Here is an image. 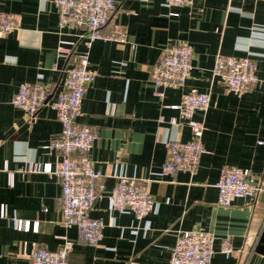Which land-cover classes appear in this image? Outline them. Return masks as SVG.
I'll list each match as a JSON object with an SVG mask.
<instances>
[{
	"label": "crops",
	"instance_id": "0c3cea01",
	"mask_svg": "<svg viewBox=\"0 0 264 264\" xmlns=\"http://www.w3.org/2000/svg\"><path fill=\"white\" fill-rule=\"evenodd\" d=\"M114 2L102 33L108 34L117 23L126 31V43L92 42L89 61L94 78L76 118L77 124L97 135L88 154L101 173L88 216L103 223L102 238L88 245L78 239L74 227L61 223L58 179L18 172L28 161H55L56 153L43 148L60 131L54 111L46 103L28 119L10 103L20 83L44 85L49 100L53 98L62 69L83 50L80 30L58 29L53 0H0V11L10 13L17 23L0 37V204L6 212L0 218V264H29L32 245L48 250L64 247L67 264H167L181 230L212 233L215 252L210 264H239L243 251L263 232L264 190L220 206L214 184L219 169L227 166L246 169L252 184L264 181V0H191L175 8L166 7L163 0ZM59 40L70 54L57 53ZM180 43L192 49L190 75L183 85L165 88L163 97L157 98L152 67ZM217 53L250 58L256 82L240 95L229 92L211 75ZM192 90L210 97L206 112L194 114L204 125L205 153L194 173L159 176L165 141L190 138L186 123L169 121L177 116L172 106ZM4 165L14 173L12 186L1 170ZM115 172L145 181L149 195L158 202L157 212L146 217L147 229L129 213H109L106 195L115 183ZM19 220L27 221L29 229L18 230ZM223 237L230 239L233 249L228 256L217 252ZM261 245L263 253L254 249L248 264H264Z\"/></svg>",
	"mask_w": 264,
	"mask_h": 264
},
{
	"label": "built area",
	"instance_id": "2783aa9c",
	"mask_svg": "<svg viewBox=\"0 0 264 264\" xmlns=\"http://www.w3.org/2000/svg\"><path fill=\"white\" fill-rule=\"evenodd\" d=\"M191 0H163L166 7H180L190 4ZM57 27L77 28L83 50L73 55L71 62L62 69L60 88L49 100L47 87L41 84L20 83L11 96L12 106L20 109L28 119H32L46 103L54 111L60 125L58 135L50 139L43 148L54 151L56 159L53 163L28 161L24 169L18 172L44 173L56 177L60 186V216L64 227H74L82 242L96 245L102 238L103 223L88 216V211L97 197L96 185L101 173L94 169L88 151L97 138L96 133L87 126L76 123L80 115V107L84 91L94 78L90 68L89 49L93 41L109 40L126 43V31L119 24H113L108 34L102 33L115 10L114 0H53ZM172 15L176 13L172 12ZM16 19L6 12L0 11V37L14 30ZM59 40L56 51L59 55L70 54V48ZM134 48L133 44H130ZM192 49L188 44L180 43L166 50L152 67L151 85L153 94L162 98L165 88H176L185 82L190 75ZM56 63H53V66ZM211 75L219 78L227 90L234 95L246 92L257 80L255 63L247 57L225 56L217 53L213 60ZM210 103L207 92L192 90L181 95L180 102L173 105L177 116L169 123L178 121L189 127L190 138L185 141L168 139L164 143L165 158L160 166L159 176L176 171L194 173L199 159L205 149L202 144L204 125L201 120L194 119L196 112L205 113ZM260 143V142H259ZM6 183L13 185L14 173L8 171L6 165ZM246 169L236 166L221 167L215 181L216 204L228 206L235 198L254 197L264 190V181L252 184ZM115 183L106 195L109 213H129L137 222L143 221L144 229L148 228L146 217L158 209V202L153 199L144 183L129 179L121 172H115ZM6 212L0 204V218ZM18 230H28L29 223L16 221ZM36 223H34V229ZM137 228V227H136ZM257 239L243 251L245 257L239 264H248ZM214 236L201 230H181L176 233L173 245L169 249L167 264H210L215 252ZM217 252L228 256L233 252L230 239L223 237L218 241ZM29 264H67L66 249L59 247L48 250L43 246L32 245L27 253Z\"/></svg>",
	"mask_w": 264,
	"mask_h": 264
},
{
	"label": "water",
	"instance_id": "95a60500",
	"mask_svg": "<svg viewBox=\"0 0 264 264\" xmlns=\"http://www.w3.org/2000/svg\"><path fill=\"white\" fill-rule=\"evenodd\" d=\"M263 236H264V225H263V232L259 236L258 242H257L256 247H255V250L258 252H261V253H263V250L261 249L262 248L261 244H264Z\"/></svg>",
	"mask_w": 264,
	"mask_h": 264
}]
</instances>
